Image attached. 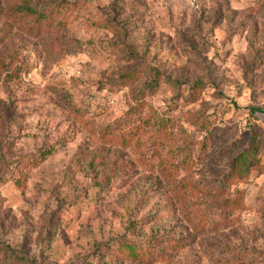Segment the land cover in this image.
<instances>
[{
	"label": "rangeland",
	"instance_id": "obj_1",
	"mask_svg": "<svg viewBox=\"0 0 264 264\" xmlns=\"http://www.w3.org/2000/svg\"><path fill=\"white\" fill-rule=\"evenodd\" d=\"M58 4L65 25L20 12ZM156 73L204 88L179 102L148 89ZM248 107L264 109V0H0V247L22 264H264V115ZM203 120L212 148L180 165ZM130 127L144 154L107 137ZM252 130L263 169L230 185L231 203L178 192H212ZM124 242L155 257L116 260Z\"/></svg>",
	"mask_w": 264,
	"mask_h": 264
},
{
	"label": "trees",
	"instance_id": "obj_2",
	"mask_svg": "<svg viewBox=\"0 0 264 264\" xmlns=\"http://www.w3.org/2000/svg\"><path fill=\"white\" fill-rule=\"evenodd\" d=\"M79 2L73 3V7L76 9L77 4ZM53 7L44 9V7L38 6H23L21 9L22 14L32 15L36 18L37 22H45L51 20L53 15L55 17H62L63 15V6L61 5H52ZM53 19V18H52ZM67 18L62 17L61 23L66 24ZM66 20V21H65ZM159 74H154V79L149 82L148 89L150 91H155L160 87V85H168L172 91L174 92V96L178 101L184 99L187 103H194L200 97V91L204 88V84L201 82H195L193 85L184 84L180 81L175 80H167L163 77H158ZM138 76L135 72H128L120 77V83L131 85L133 82L138 80ZM179 101V102H180ZM178 102V103H179ZM233 105L238 108V104L236 102H232ZM248 111L251 116H255L257 114L264 115V109L258 107H248ZM159 126L161 130H164V134L167 139L171 140L174 144L178 145V135L172 130V125L169 126L168 123L171 122V119H165L164 117L159 118ZM142 119L137 120L134 124H141ZM145 126H152V122L150 120L145 121ZM172 123V122H171ZM132 125V124H131ZM195 125V124H193ZM197 129V133H194L192 137L185 135V143L181 144L183 146V151L185 153V157L180 165H185L187 167H193L200 162H204V156L206 151L209 148H212L213 137L211 136L213 130L212 124H210L209 120H203L199 125H195ZM139 128V126H138ZM136 128V129H138ZM172 131H171V130ZM178 133L181 136V132H185L186 128L181 127L178 128ZM175 133V134H174ZM138 134L135 132L133 128L128 129H114L107 133V137H112L117 143L122 146L134 147L140 151V154H144V147L142 142H140L137 138ZM232 145V144H229ZM263 146V141L261 138L254 132L251 131V138L249 139V143L244 149H241L237 152L233 157L230 158L228 172L225 175L219 176L217 178L218 184L212 190V192L206 194L205 187L201 184H197L192 180L185 179L182 183L179 182L177 185L178 192H183V196H205L216 203H221L222 205H227L231 203L232 199L230 198L229 187L231 184L242 183L250 178L252 173L261 172L263 169L262 165V156H261V148ZM227 147H230L227 145ZM228 150L224 154L227 153ZM229 153V152H228ZM179 165V166H180ZM163 172L166 177L175 178L174 168L170 162L163 161ZM179 166H177L179 168ZM192 169V168H191ZM178 170V169H177ZM178 177V175H176ZM171 178V179H172ZM216 181V182H217ZM243 196L238 194V198L233 203H241ZM200 222H204L206 217L204 215H199ZM6 249L0 247V264H22V260L20 257L17 259H12L8 255H6ZM113 256L116 260H140V261H151L153 252L150 249L144 248L140 245H137L132 242H124L119 246H115L112 249Z\"/></svg>",
	"mask_w": 264,
	"mask_h": 264
}]
</instances>
